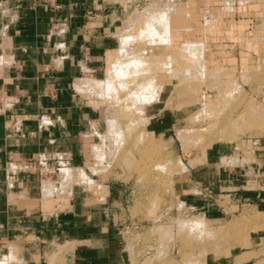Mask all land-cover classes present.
<instances>
[{
    "label": "crops",
    "instance_id": "crops-1",
    "mask_svg": "<svg viewBox=\"0 0 264 264\" xmlns=\"http://www.w3.org/2000/svg\"><path fill=\"white\" fill-rule=\"evenodd\" d=\"M54 2L58 8L45 0H0V259L48 264L58 255L62 264H132L120 230L122 194L90 171L91 155L98 152L92 144L98 146L94 140L105 118L103 99L85 90L87 82L106 76L126 5ZM203 3L216 8L219 1ZM56 21L60 31L52 28ZM165 109L156 112L163 113L161 126L151 127L160 134L172 122ZM222 152L211 148L174 189L185 206L207 219H231L236 214L230 210L237 209L251 217H245L254 225L245 243L260 257L239 263L212 258L205 264H264V162L225 164ZM58 155L68 161L58 179L39 175L41 163L53 168ZM62 169L70 174L64 186ZM45 181L52 186L47 195Z\"/></svg>",
    "mask_w": 264,
    "mask_h": 264
},
{
    "label": "rangeland",
    "instance_id": "rangeland-1",
    "mask_svg": "<svg viewBox=\"0 0 264 264\" xmlns=\"http://www.w3.org/2000/svg\"><path fill=\"white\" fill-rule=\"evenodd\" d=\"M121 1L126 9L118 32L120 44L108 55L105 78L87 82L85 90L103 99L105 118L102 134L94 140L98 146L92 144L98 152L96 156L91 155L90 171L94 178L108 181L122 194L120 230L131 263L205 264L212 258H235L239 263L249 257L259 258L260 253L248 252L245 243L248 229L254 226L245 220V217L251 218L245 213L246 209H227L236 216L221 222L210 220L198 209L185 206L174 185L190 165L205 161L211 148L223 151L222 162L225 164L264 162V0H218L216 8L206 9L202 8L206 0ZM161 11V15L168 13L161 27L163 32L155 39H148L150 33L141 29L144 30L146 21ZM143 33L146 40L139 37ZM163 33L165 36L167 33L168 45ZM190 42L197 45L189 47V52L184 50L185 46L178 48V45ZM176 48L178 52L174 53ZM179 50L180 56L190 55L182 56L186 59L178 57ZM171 53L178 55L177 60L170 63L167 59H172ZM117 56L122 61L141 60L142 64L136 65V69H150L151 65L149 73L145 70L136 75L128 74L134 82L128 75H120L118 79L131 80L137 90L149 84L144 83L146 81L144 85L139 83L143 78L157 82L159 92L154 90L158 92L157 103L137 110L124 93H105L103 88H96V81L117 79L112 73V62H121ZM196 58L198 62H195ZM184 72L188 75L182 74ZM126 100L129 106L125 104ZM125 106L132 110L122 112ZM159 107H165L172 117L170 127L163 134L154 130L161 124L158 120L163 115L156 114ZM127 123L132 124L130 128ZM113 134L123 136L112 139ZM48 167L42 175L56 179L58 170ZM62 171L64 186L70 174L68 169ZM85 175L83 173L82 177H86V181L93 182ZM51 190L50 182L45 181L44 194ZM221 200L225 202L224 198ZM194 219L206 221L213 233L211 238L197 239L196 235L188 233L187 228L193 226ZM4 258L11 261L8 256L1 259ZM48 264H62L61 257L54 255Z\"/></svg>",
    "mask_w": 264,
    "mask_h": 264
},
{
    "label": "bare ground",
    "instance_id": "bare-ground-1",
    "mask_svg": "<svg viewBox=\"0 0 264 264\" xmlns=\"http://www.w3.org/2000/svg\"><path fill=\"white\" fill-rule=\"evenodd\" d=\"M168 9H169V8H168ZM170 9H171V8H170ZM165 11H166V10H165ZM169 11H171V10H169ZM167 12H168V10H167ZM167 12H166V13L164 12V15H161V14H162V11L159 12V13H156V14H154V16L151 17L152 19L146 21V24H145L146 27H144V30L141 29V31H142V32H147V34H148V32L150 33L149 35H147V34L145 33V36L147 35V36H148V39H150L149 37L155 39V38H157V37H159V36L161 35V33L163 32L161 27H162L163 23L166 22V20H167V18H168V13H167ZM152 15H153V14H152ZM177 17H178V16H177ZM177 17H176V18H177ZM180 20H181V19H180ZM177 22H178V21H177ZM181 24H182V23H181ZM145 25H144V26H145ZM175 25H176V24H175ZM165 28H166V27H165ZM165 28H164V29H165ZM166 29H167V28H166ZM170 29H171V28H170ZM166 31H167V30H166ZM168 31H169V30H168ZM142 32H141V33H142ZM139 35H141V34H139ZM139 35H138V36H139ZM143 35H144V33L142 34V36H139V37H143L142 39H145L147 36L144 37ZM163 35H164L163 37L167 40V38H168V37H166V36H167V33H166V36H165L164 33H163ZM127 36H128V34H127ZM133 36H134V35H133ZM135 36H136V35H135ZM138 36H136V37H138ZM129 37H132V35H130ZM136 37H135V38H136ZM161 38H162V36H161ZM161 38H159V39H161ZM128 39H129V38H128ZM137 39L139 40L140 38H137ZM142 39H141V40H142ZM153 39H151V40H153ZM165 39L163 40V38H162L161 40L164 41V45H165L166 43H167V45H168V40H167V42L165 43ZM126 40H127V39H126ZM141 40H140V41H141ZM145 40H146V39H145ZM162 41H161V42H162ZM159 42H160V41H159ZM124 43L126 44V42H123V44H124ZM156 43H158V42H156ZM162 43H163V42H162ZM190 43H191V42H190ZM190 43H186V44L183 43V44H184V45L182 44L183 46H182V45H181V46L178 45V46H179L178 48H180V47L182 48V47L185 46V49H184V50H188V52H189V47L193 48V47H195V46L197 45L195 42H193V43H191V44H190ZM123 44H122V45H123ZM160 44H161V43H160ZM162 45H163V44H162ZM167 45H166V47L171 46V45H169V46H167ZM202 46H203V45H202ZM121 47H122V46H121ZM123 48H124V47H123ZM123 48H122V49H123ZM128 48H129V47H128ZM178 48H176L177 50L175 49L176 51H174V53H175V52H178ZM191 48H190V49H191ZM202 48H203V47H202ZM182 49H183V48H182ZM200 49H201V48H200ZM200 49H199V50H200ZM120 50H121V49H120ZM120 50H119V51H120ZM126 50H127V49H126ZM180 50H181V49H180ZM180 50H179V55L176 53V54L178 55V57H182V56H184V55L186 54V53H185V54L183 55V54L181 53L182 55L180 56ZM199 50H198V51H199ZM124 51H125V50H124ZM201 51H202V50H201ZM120 52H123V50L120 51ZM120 52H119V54H120ZM127 52H128V50H127ZM181 52H183V50H181ZM190 52H191V51H190ZM123 53H124L123 55H125V52H123ZM195 53H196V52H195ZM171 54H172V53H171ZM187 54H188V53H187ZM187 54H186V55H187ZM120 55H121V54H120ZM172 55H173V56H172V59H171V58H168V59H167V61H169L170 63H171V60H174V59H175L174 61L177 60V55H176V56H175V54H172ZM188 55H190V54H188ZM192 55H193V54H192ZM192 55H191V56H192ZM198 55H199V54H198ZM194 56H195V55H194ZM196 56H197V55H196ZM184 57H185V56H184ZM184 57H182V58H184ZM110 58H111V57H110ZM115 58H116V57H115ZM117 58H119V60L121 59V58L118 57V56H117ZM130 58H131V57H130ZM192 58H193V57H192ZM199 58H200V57H198V60H199ZM144 59H145V58H144ZM169 59H170V60H169ZM179 59H181V58H179ZM184 59H186V58H184ZM184 59H183V60H184ZM193 59H194V58H193ZM115 60H116V59H115ZM126 60H128V59H126ZM142 60H143V59H142ZM146 60H147V59H146ZM183 60L181 59V61H183ZM195 60H196L195 62H198V61H197V58H196ZM109 61H110V60H109ZM120 61H121V62H117V61L112 62L113 65H114V72H112V73H114V76L116 75L117 79H118V77H120V75L123 76V77H124V76H127L128 74H129V75H130V74L136 75V74H138V73L141 72V71H142V73H143V71H145V70H147V72L149 73V71H150V69H151V65H150V64H149L150 69H149V67L141 68V69H140V68H139V69L137 68V69H136L135 66L138 65L139 63H141V60L138 61V58H133V59L128 60V61H125V60H123V61L120 60ZM125 62H127V63L129 64L127 67L125 66V65H127V63L124 64ZM143 62H144V61H143ZM192 62H193V61H192ZM167 63H168V62H167ZM141 64H142V63H141ZM165 64H166V63H165ZM192 64H194V62H193ZM201 64H202V63H201ZM143 65H144V64H143ZM196 65H197V64H196ZM199 65H200V64H199ZM123 66H125V68H124ZM145 66H146V65H145ZM188 66H189V65H188ZM188 66H187V67H188ZM112 67H113V66L111 65V68H112ZM121 67H123V68H121ZM139 67H140V66H139ZM142 67H143V66H142ZM190 67H192V65H191ZM202 67L204 68V66H202ZM111 68H110V69H111ZM193 68H194V67H193ZM193 68H190V69H193ZM197 68H198V65H197ZM199 68H201V65H200ZM112 69H113V68H112ZM143 69H144V70H143ZM187 69H188V68H187ZM187 69H186V70H187ZM148 70H149V71H148ZM193 70H195V69H193ZM193 70H192V71H193ZM203 70H204V69H203ZM183 71H185V70L183 69ZM201 71H202V70H201ZM201 71H199V72H201ZM175 72H176V69H175ZM187 72H188V71H187ZM187 72H186V73L184 72V73H182V74L185 75V74H187ZM144 73H145V72H144ZM177 73L179 74V72H177ZM193 73H194V72H193ZM193 73L191 72V74H193ZM140 74H141V73H140ZM145 74H147V73H145ZM180 74H181V73H180ZM129 75H128V77L132 79V77H130ZM133 75H132V76H133ZM143 75H144V74H143ZM154 75H155V74H154ZM187 75H188V74H187ZM189 75H190V74H189ZM137 76H139V75H137ZM140 76H141V75H140ZM140 76H139V77H140ZM144 76H146V75H144ZM110 77H111V76H110ZM133 77H134V76H133ZM142 77H143V76H142ZM142 77H141L140 79H142ZM153 77L156 79L155 76H153ZM190 77H191V76H190ZM121 78H122V77H121ZM135 78H136V80H137L138 77H135ZM135 78H134V80H135ZM150 78H151V77H150ZM187 78H188V76H187ZM122 79H123V78H122ZM145 79H146V78H145ZM145 79L143 78V80H142V81H139V83H140V82L143 83L144 81H146V82H144V83H149V82L153 81L152 79H148V80H145ZM155 79H154V80H155ZM190 79H191V78H190ZM107 80H108V81H111L112 79H111V78H110V79L108 78ZM127 80H129V79L127 78ZM138 80H139V79H138ZM129 81H131V80H129ZM132 81H133V79H132ZM133 82H134V81H133ZM142 83H141V84H142ZM144 83H143V85H144ZM156 83H157V82H156ZM158 83H159V82H158ZM135 84H136V83H135ZM160 85H161V84H160ZM160 85H158V87H159ZM145 87H146V86H145ZM145 87H144V89H145ZM161 87H162V85H161ZM134 88H135V87H134ZM141 88H143V87H141ZM156 90L158 91V89H156ZM155 92H156V91H155ZM158 92H159V91H158ZM158 92H156V93H158ZM114 95L116 96L115 93H114ZM117 95H118V94H117ZM124 95H125V94H124ZM121 96H122V95H121ZM108 97H109V96H108ZM117 97L119 98V96H117ZM122 97H124V96H122ZM122 97H121V98H122ZM114 98H116V97H114ZM119 99H120V98H119ZM119 99H117V100L119 101ZM120 102H121V101H120ZM126 102H127V100L125 101V104H127ZM117 103H118V102H117ZM125 104H124V105H125ZM128 104H129V102H128ZM128 104H127V105H128ZM129 105H130V104H129ZM129 105H128V106H129ZM133 106H134V105H133ZM125 107H126V108L123 107L122 112H125V113H126L127 110H128L127 112H129V110H132V109H130V107H129V109L127 108V106H125ZM132 108H133V107H132ZM126 109H127V110H126ZM117 110H118V109H117ZM123 110H126V111H123ZM133 110H134V109H133ZM137 110H139V109H137ZM135 111H136V110H135ZM142 112H143V111H142ZM142 112L140 111V113H142ZM106 113H107V112H106ZM140 113H139V114H140ZM116 120H117V119H116ZM119 121H120V120H119ZM133 121H134V120L132 119V122H133ZM110 123H111V122H110ZM118 123H119V122H118ZM118 123H116V124H117L118 126H119V125L121 126V124H118ZM127 124H128V123H127ZM130 124H131V123H130ZM130 124H128V126H129ZM110 125H111V124H110ZM110 125H109V126H110ZM131 125H132V124H131ZM131 125H130L129 127H128V126H126V127L130 128ZM133 125H134V124H133ZM114 126H115V123H114ZM118 126H117V127H118ZM115 127H116V126H115ZM113 128H114V127H113ZM121 128H122V127H121ZM118 129H119V128H118ZM118 129H116V130H118ZM110 130H111V129H110ZM122 130H123V129H122ZM119 131H120V129H119ZM122 132H123V131H122ZM112 133H114V132H112ZM112 133H110V134H112ZM117 133H118V132H115L116 135H117ZM122 134H124V132H123ZM116 135L113 134L114 137H115ZM110 136H111V135H110ZM113 136L111 137L112 139H119V138H120L121 136H123V135H121V136H116V138H114ZM117 137H119V138H117ZM121 138H122V137H121ZM122 140H124V139H122ZM122 140H118V142H120V141H122ZM113 141H114V140H113ZM122 142H123V141H122ZM114 143H116V140L114 141ZM120 144H121V143H119V145H120ZM116 145L119 146L118 144H116ZM82 175H83V174H82ZM85 176H86V175H85ZM85 176H84V177H85ZM85 178H86V177H85ZM190 220H191V219H190ZM198 220H199V219H198ZM194 221H195V219H194ZM199 221H201V220H199ZM191 222H192V221H191ZM191 224H192V223H191ZM208 230H209V229H208ZM188 233H189V231H188ZM10 259H11V258H10ZM0 264H16V263H15L12 259H11V261H9V260H5V258H4L3 260L0 259Z\"/></svg>",
    "mask_w": 264,
    "mask_h": 264
},
{
    "label": "clouds",
    "instance_id": "clouds-1",
    "mask_svg": "<svg viewBox=\"0 0 264 264\" xmlns=\"http://www.w3.org/2000/svg\"><path fill=\"white\" fill-rule=\"evenodd\" d=\"M96 88H103L105 93L107 92H122L127 95L129 102L139 110H143L147 105L156 102L158 94L154 92L157 88L155 81L149 82L145 89L137 90L133 87L130 81H124L113 78L108 81H96ZM190 234L196 235L197 239H201L205 236L211 238L213 233L208 230L206 221H195L191 228H187Z\"/></svg>",
    "mask_w": 264,
    "mask_h": 264
},
{
    "label": "built area",
    "instance_id": "built-area-1",
    "mask_svg": "<svg viewBox=\"0 0 264 264\" xmlns=\"http://www.w3.org/2000/svg\"><path fill=\"white\" fill-rule=\"evenodd\" d=\"M139 2V1H138ZM45 3L46 4H49L50 6H52L53 8H58L59 7V4L55 3L54 0H45ZM228 3V2H227ZM59 27V23L56 21V22H53L52 24V28L55 30V31H60V29L58 28ZM16 127V126H15ZM19 129V128H18ZM17 129V130H18ZM54 160H55V167H53L54 169L58 170L60 166L68 163V161L66 159H64L62 156L58 155V156H55L54 157ZM46 161H44V163H41V166L38 167V173L39 175H42L43 172H46L49 170V167H46ZM45 166V167H44Z\"/></svg>",
    "mask_w": 264,
    "mask_h": 264
}]
</instances>
